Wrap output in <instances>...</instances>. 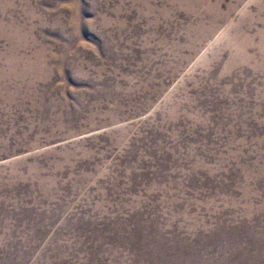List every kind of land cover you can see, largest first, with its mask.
<instances>
[{
  "label": "rangeland",
  "instance_id": "obj_1",
  "mask_svg": "<svg viewBox=\"0 0 264 264\" xmlns=\"http://www.w3.org/2000/svg\"><path fill=\"white\" fill-rule=\"evenodd\" d=\"M0 264H264V0H0Z\"/></svg>",
  "mask_w": 264,
  "mask_h": 264
}]
</instances>
